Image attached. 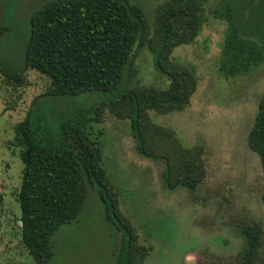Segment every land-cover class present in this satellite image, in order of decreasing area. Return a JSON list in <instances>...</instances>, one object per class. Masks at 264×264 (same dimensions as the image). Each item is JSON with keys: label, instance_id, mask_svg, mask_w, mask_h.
<instances>
[{"label": "rangeland", "instance_id": "1", "mask_svg": "<svg viewBox=\"0 0 264 264\" xmlns=\"http://www.w3.org/2000/svg\"><path fill=\"white\" fill-rule=\"evenodd\" d=\"M51 1L0 0L1 68L8 72L24 68L29 19ZM128 1L142 11L149 40H154L158 14L172 0ZM225 1L199 0L197 37L170 55L174 65L195 79L188 106L165 115L147 111L146 141L156 155L173 163L177 150L198 153L205 177L195 190L165 186L162 161L139 154L129 120L105 110L93 127L92 139L101 151V167L119 212L134 229L137 247L146 248L144 264H237L247 245L243 233L247 229L259 231L255 264H264V177L259 157L247 145L264 94V65L235 78L218 73L227 28L219 13ZM149 48L135 49L129 88L165 90L170 82L155 69ZM21 79L17 85L0 74V264H36L21 237L17 195L23 164L14 128L49 84L32 70H25ZM122 237L98 189L88 188L79 218L54 234L48 264H120Z\"/></svg>", "mask_w": 264, "mask_h": 264}, {"label": "trees", "instance_id": "2", "mask_svg": "<svg viewBox=\"0 0 264 264\" xmlns=\"http://www.w3.org/2000/svg\"><path fill=\"white\" fill-rule=\"evenodd\" d=\"M225 3L219 17L227 28L217 71L229 79L264 65V0ZM201 12L199 0H172L158 14L152 41L142 11L128 0H53L30 17L24 68L8 72L0 66V74L21 85L23 72L32 70L49 84L14 128L23 164L17 195L21 237L36 264L49 263L54 234L79 218L88 188L98 189L108 217L111 214L121 229L120 264H144L146 248L137 247L134 229L119 212L101 167V151L92 139L105 110L130 121L139 154L162 161L169 190L183 186L193 191L203 181L198 153L177 150L178 159L171 163L146 141L147 111H182L196 89L192 74L169 58L176 47L195 40ZM3 31L0 26V35ZM148 45L155 69L170 82L165 90L129 88L135 49ZM247 145L259 157L264 177V94ZM261 203L264 206V190ZM243 233L247 245L237 264H255L259 231Z\"/></svg>", "mask_w": 264, "mask_h": 264}]
</instances>
